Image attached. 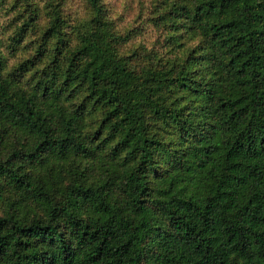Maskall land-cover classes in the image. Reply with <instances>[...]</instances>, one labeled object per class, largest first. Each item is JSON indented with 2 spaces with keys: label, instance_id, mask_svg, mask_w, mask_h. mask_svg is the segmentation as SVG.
<instances>
[{
  "label": "trees",
  "instance_id": "obj_1",
  "mask_svg": "<svg viewBox=\"0 0 264 264\" xmlns=\"http://www.w3.org/2000/svg\"><path fill=\"white\" fill-rule=\"evenodd\" d=\"M0 264H264V0H0Z\"/></svg>",
  "mask_w": 264,
  "mask_h": 264
},
{
  "label": "rangeland",
  "instance_id": "obj_2",
  "mask_svg": "<svg viewBox=\"0 0 264 264\" xmlns=\"http://www.w3.org/2000/svg\"><path fill=\"white\" fill-rule=\"evenodd\" d=\"M109 1V0H108ZM111 1V0H110ZM113 1V0H112ZM121 4V3H120ZM119 4V5H120ZM121 9V8H120ZM118 14L119 15H121L120 16V18H121V25H125V26H127L129 23H133V20H134V17H133V15H131V14H128L127 13V11H125V9H124V11L122 10V11H118ZM154 32V28L151 26V25H149V24H147L146 26H145V34H144V37H145V39L147 40V39H150V36H151V34Z\"/></svg>",
  "mask_w": 264,
  "mask_h": 264
}]
</instances>
